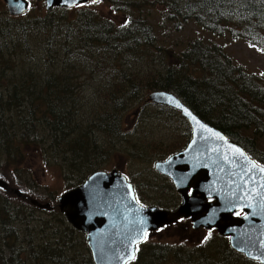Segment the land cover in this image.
Returning <instances> with one entry per match:
<instances>
[{"label": "rangeland", "instance_id": "1", "mask_svg": "<svg viewBox=\"0 0 264 264\" xmlns=\"http://www.w3.org/2000/svg\"><path fill=\"white\" fill-rule=\"evenodd\" d=\"M166 2L167 0H102L85 9L73 7L67 8L66 11V9L60 7H53L47 10L45 0H32L30 8L25 14L12 16L8 13L5 0H0V32L6 30L11 31V34L18 33L17 28L23 23V28L29 25L30 27L25 31L22 30L21 34H23V31L25 34L30 32L29 29L35 34L38 29L35 26L43 24L37 19L48 17L45 19L48 23L51 19H62L66 15L75 17L78 11L83 13L84 10L87 17L100 20L108 32H113L109 33L113 38L111 40L107 38L108 43L106 45L105 43H95V49L90 57H80V62L77 61L78 58H73L72 65H70L65 57L67 56L66 53L64 55V59H66L65 65L67 63V66L75 67H70L68 72H70L72 77L75 76L73 82L74 85L77 83L79 89L77 91V87L74 88L75 98L73 96L72 104L76 119L73 120V124L81 122L78 127L76 126V130L77 132L88 133L86 134L87 136L74 133L70 134L68 138L66 137L65 146L62 144L60 148H71L72 150L67 153L56 154L55 152H57L59 147L51 150L48 144L47 149L50 152L48 154L43 149L26 146L24 154L19 157L21 163L18 164V170H15L6 162L4 167L0 169V179L5 180L9 187L8 190L0 188V204L7 200L10 203L9 209L20 208L19 215L23 218L26 217L24 223L22 222L24 225L7 223V225L12 226L14 232L18 233L20 242L25 239V237L21 236V233L27 232L25 230L26 227H29L28 232L33 235L34 240L39 244L42 242L39 236L52 237L49 236L50 232L60 229L61 225L66 222L69 227L81 235L75 239L78 244L75 246V251L78 255L83 256L82 249L79 246L84 245V241L87 243L86 236L72 226L65 214L66 221L61 219L62 216L57 213L60 210L58 198L75 186L77 180L84 174L75 168V171L70 170L69 168L71 167L80 169L78 166H81L84 169L91 165H97V167H101V169L106 171L117 169L130 179L134 187L137 185L144 201L142 202L139 199L144 205L160 206L161 209L167 211H175L179 208L182 204L181 193L175 189L169 177L156 171L154 164L158 159L164 160L185 149L192 137L191 127L178 111L170 108L160 110L158 105L149 102V95L155 90L150 89L147 83L150 80L163 78L165 72L161 71L164 69V63L169 62V59L174 63L179 54L181 60L186 46L192 40L204 38L207 42L211 41L221 45L235 64L242 66L245 72L255 77L258 76L264 81L263 49L252 46L245 38L234 39L228 32L224 36H216L193 21H182L180 25L175 27L174 22H170L162 14L164 11L163 6ZM131 16L139 21V23L135 24V27L144 28L149 25L148 27L152 28L146 27V32H142V29L139 32H136L138 29L130 30L132 32L131 35H135L136 39L143 44L142 48L139 49L137 46H135V49L127 48L121 40L115 39L117 28L111 25L113 22H118L121 27L123 26L121 22ZM5 27L11 29L7 30ZM91 28L94 29L93 26ZM144 34L156 43V47L147 48L146 44L148 42H146L147 39ZM12 37H17V35L14 34ZM4 38V40H0V49H2L4 54L8 55L11 52L8 56L16 61L23 56L26 57L27 51L25 48L27 46L23 45L24 41L17 38L14 40H9L10 37ZM31 39L28 38L29 46L36 50L42 40L40 38ZM109 46L111 47L108 48ZM56 50L59 51V48ZM39 51L37 50V54L32 52L31 55L33 57L35 55L36 57L34 58L37 59L44 54V51H40V53ZM54 58L53 66H57L63 58V52L56 53ZM178 65H180V61ZM56 68L59 70V66ZM1 71L2 67L0 66ZM14 71V69L10 71L14 73L13 76L19 73ZM6 72H3V74L8 77ZM121 72H130L134 76L129 83H124V81L121 83V78H119ZM107 85H115L113 89L121 87V93L127 91L129 85L136 87L133 94V107L131 108H134V110L121 117L125 116L122 120V126L119 127L121 138L115 133L116 127H107L106 130V126L104 127L100 120L101 116L109 114L107 109L111 112L109 115L118 113L103 104V93L101 91H105ZM78 98L83 99V101H79ZM258 110L263 118L264 103L259 105ZM113 120L115 121L114 118ZM261 124L263 126L258 133L259 137H256L254 143H251L252 149L249 151L253 152L255 156L264 158L263 119ZM85 125L90 129L83 130ZM76 137L79 138L77 142H75ZM89 137L90 139H98L99 146L109 141L110 144L107 143L105 147L100 148L101 153H98L96 147L93 149L92 147L89 148V146L82 150H77L78 145H88L86 139ZM248 138H253L250 130L245 133V141H249ZM142 148L154 156L174 153L170 156L164 155L163 158L153 157V160L144 161L139 156V152L144 151ZM62 156L64 158L60 161ZM1 160L3 161V158ZM171 185L174 189H172ZM15 189L21 190L29 197L42 203H51L54 209L57 210L47 211L35 206L28 207L22 202L21 197L14 193ZM155 197L160 199L161 204H153L152 199H155ZM183 219L185 220L176 221L162 230L154 232L147 240L145 250L136 264H144L145 262L146 264H182L178 262L179 260L174 254L176 252H185V250L190 252L193 248L201 249L202 255L195 254L196 257L189 264H246L242 258L238 257L240 255L236 253L231 255L228 252L227 238L221 235L218 230H207L203 227L194 229L189 218ZM3 230L4 227L0 225V240L2 234V241H5L6 236L2 233ZM58 238H52L51 243H56ZM215 247H218V249L208 253L210 249ZM152 248H156L159 253L164 250L165 258L158 256L151 258L150 250ZM227 256L229 257L228 262Z\"/></svg>", "mask_w": 264, "mask_h": 264}, {"label": "trees", "instance_id": "2", "mask_svg": "<svg viewBox=\"0 0 264 264\" xmlns=\"http://www.w3.org/2000/svg\"><path fill=\"white\" fill-rule=\"evenodd\" d=\"M175 1L169 0L173 3L171 11L181 15L183 22L193 21L216 36H224L228 32L234 39L245 38L252 46L264 50V0H179V4ZM84 11L83 13L78 11L75 17L66 15L62 19H51L48 23L45 21L48 17L37 19L43 24L35 26L38 28L35 34L31 29L25 34L24 31L30 25L23 28V23L17 28L18 33L11 34V31L6 30L0 32V40H4V37H10L9 40L17 38L24 41L23 45L27 46L25 48L26 57L23 56L18 61L12 60L8 56L11 52L7 55L0 49V66L2 67L0 72V169L7 163L18 170V164L21 163L19 157L24 154L26 146L43 149L48 154V144L51 150L59 147L56 154L67 153L72 149L60 148L62 144L65 146L66 137L68 138L70 134L74 133L87 136L88 133L76 130L81 122L73 124L76 115H74L72 102L77 83L74 85L73 78L75 79V76L72 77L68 72L71 66H67V63L65 65L64 55L66 53L65 57L70 65H72L73 58H78L77 61L80 62V57H90L95 49V43H105L106 45L107 38L111 40L113 36L109 34L112 32H108L100 20L90 19ZM92 26L94 29L91 28ZM9 29L11 28L7 30ZM132 29L137 30L134 26L117 30L115 39L121 40L127 48L135 49V46L138 49L142 48L143 44L136 39L135 35H131L130 30ZM22 30H24L23 34H21ZM139 30L138 28L136 32ZM146 31L147 28L142 29V32ZM14 34L17 37H12ZM144 37L147 39L148 49L156 47V43L149 36L144 34ZM28 38H32L31 40L40 38L42 42L35 50L29 46ZM58 48L59 51L56 50ZM37 50L44 51V54L35 59L36 56L33 57L31 53L37 54ZM60 51L63 52V58L57 66H53L54 55ZM179 57L180 54L174 63L170 59L169 62H165L164 69L161 71L165 72L163 78L150 80L147 86L153 90L174 92L199 117L221 130L231 141L240 146L247 148L251 143H254L263 126L262 119L264 120V116L262 118V114L258 110L259 105L264 103L263 79L245 72L242 66L232 61L221 45L211 41L207 42L204 38L192 40L186 46L181 60ZM179 61L180 65H178ZM58 66L59 70L56 68ZM11 69L19 73L13 76L14 73L10 72ZM3 72H6L8 77H5ZM141 72L143 71L141 70ZM133 76V73L121 72L119 78H121V83L123 81L129 83ZM114 86L107 85L105 91L101 92L103 93V104L118 113L109 115L111 112L106 108L109 114H104L100 120L102 125L106 126V130L107 127H116L115 133L121 138L119 127L122 126L125 116L121 117L134 110L131 108L136 87L129 85V89L121 93L122 88L113 89ZM79 101L82 102L83 99H79ZM158 108L163 110L168 107L158 106ZM84 129L90 128L85 125ZM248 130L252 131L253 138H248L249 141H245V133ZM78 139L76 137L75 142ZM86 141L88 145H78L76 149L82 150L86 146L93 149L96 147L98 153H101L100 148L105 147L107 143L110 144L109 141L99 146L98 139H90V137ZM172 153L174 152L164 155L170 156ZM164 155L154 156L145 150L139 152V156L144 161L153 160V157L163 158ZM63 158L64 156L59 158L60 161ZM9 161L11 162L9 163ZM78 167L80 169L69 168L84 173L73 187L82 184L95 171L103 170L97 165H91L84 169L81 166ZM171 187L174 189L172 185ZM135 191L143 202L144 198L137 185H135ZM24 194L29 197L26 193ZM21 199L28 207H34L28 198ZM152 201L153 204H161L157 197ZM9 204L7 200L0 204V217H2L0 225L4 227L2 233L6 236V240L2 241L1 234L0 264H95L91 252L86 246V241H84V245L79 246L83 256L78 255L75 251V246L78 245L75 239L81 235L69 227L66 222L61 225L60 229L50 232L49 236L52 237L39 236L42 240L39 244L28 232L29 227H26L27 232L21 233L25 239L20 242L18 233L14 232L12 226L7 223L24 225L26 217L23 218L19 215L20 208L9 209ZM53 209L54 206L51 204V209L47 211ZM57 213L62 216L61 219L66 221L64 213L60 210ZM52 238H58L56 243H51ZM145 245L143 244L139 250L133 264H136L141 258ZM57 246L58 248H56ZM214 249H218V247L210 249L208 253ZM227 249L231 255H235V253L240 255L238 257L242 258L246 264H255L235 252L230 247L228 239ZM163 252L164 250L159 253L156 248H152L150 256L151 258L158 256L164 259ZM181 253L176 252L174 256L182 264H189L196 257L195 254L202 255L199 248H193L190 252L185 250ZM228 258L227 256V262Z\"/></svg>", "mask_w": 264, "mask_h": 264}, {"label": "water", "instance_id": "3", "mask_svg": "<svg viewBox=\"0 0 264 264\" xmlns=\"http://www.w3.org/2000/svg\"><path fill=\"white\" fill-rule=\"evenodd\" d=\"M98 1L45 0L47 10ZM5 3L12 16L25 14L29 6L27 0ZM149 102L179 111L192 129L185 149L154 164L157 172L172 180L182 204L175 211L143 205L133 184L117 169L96 171L64 192L58 207L86 236L94 263L129 264L149 232L189 218L194 229H216L229 238L234 251L264 264V166L170 91H152ZM0 188L8 190V183L0 179ZM14 193L27 198L19 189ZM28 199L35 207L51 209L50 203Z\"/></svg>", "mask_w": 264, "mask_h": 264}, {"label": "flooded vegetation", "instance_id": "4", "mask_svg": "<svg viewBox=\"0 0 264 264\" xmlns=\"http://www.w3.org/2000/svg\"><path fill=\"white\" fill-rule=\"evenodd\" d=\"M40 1H42V0H40ZM99 1H102V0H99ZM28 2H29V8H30L32 0H28ZM175 2L177 4H179V0H176ZM93 4L94 3L82 4L80 7L85 9V8H87V7H89V6L93 5ZM172 4H173L172 2H169V0H167V2L165 3V5L163 6L164 7V11H163L162 14H163L164 18H167L170 22H174L175 27H177L178 25H180V23H182L183 20L181 18V15H178V14L173 13L171 11L172 10V8H171ZM137 23H139V21H137L136 18L133 19V16H131V17H128L125 21L121 22V25H123L121 27H120V23H118V22H113V23H111V25H112V27H116L117 30H119L121 28L129 27V26H131V27L134 26L135 27V24H137ZM148 26H146V27H148ZM146 27H144V28H146ZM136 28L137 29L138 28L139 29H143L142 27H136ZM116 31H115V34H116ZM250 149H252L251 144L249 146V150ZM251 153H253V152H251ZM256 161L259 164L264 165V158L263 157L261 158L260 156H256ZM181 220H185V219H181Z\"/></svg>", "mask_w": 264, "mask_h": 264}, {"label": "bare ground", "instance_id": "5", "mask_svg": "<svg viewBox=\"0 0 264 264\" xmlns=\"http://www.w3.org/2000/svg\"><path fill=\"white\" fill-rule=\"evenodd\" d=\"M208 123V122H207ZM211 125V124H210ZM191 131H192V129H191ZM246 151H247V153L250 155V157L251 158H253L254 160H256V156L254 155V153H251L250 151H249V147H247V148H244Z\"/></svg>", "mask_w": 264, "mask_h": 264}, {"label": "snow or ice", "instance_id": "6", "mask_svg": "<svg viewBox=\"0 0 264 264\" xmlns=\"http://www.w3.org/2000/svg\"><path fill=\"white\" fill-rule=\"evenodd\" d=\"M179 106V105H178ZM186 111V110H185ZM145 237H146V234H145Z\"/></svg>", "mask_w": 264, "mask_h": 264}]
</instances>
